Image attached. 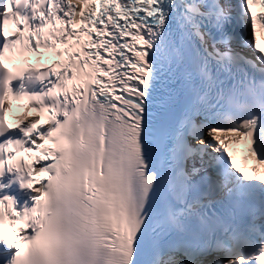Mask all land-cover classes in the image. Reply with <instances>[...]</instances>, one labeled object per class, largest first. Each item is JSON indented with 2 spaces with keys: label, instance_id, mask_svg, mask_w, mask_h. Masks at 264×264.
Masks as SVG:
<instances>
[{
  "label": "snow or ice",
  "instance_id": "1",
  "mask_svg": "<svg viewBox=\"0 0 264 264\" xmlns=\"http://www.w3.org/2000/svg\"><path fill=\"white\" fill-rule=\"evenodd\" d=\"M0 264H264V0H3Z\"/></svg>",
  "mask_w": 264,
  "mask_h": 264
}]
</instances>
